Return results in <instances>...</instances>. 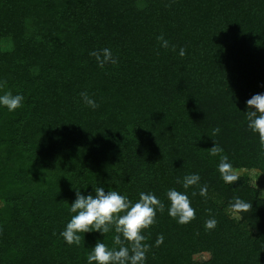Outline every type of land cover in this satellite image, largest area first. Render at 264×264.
<instances>
[{"label":"trees","instance_id":"1","mask_svg":"<svg viewBox=\"0 0 264 264\" xmlns=\"http://www.w3.org/2000/svg\"><path fill=\"white\" fill-rule=\"evenodd\" d=\"M104 48L117 63L102 69L89 53ZM0 81V95L24 97L0 105V264H87L97 241L118 250L114 227L80 233L79 246L60 235L76 189L95 187L163 202L142 232L145 264H264V199L246 177L225 183L208 151L264 172L246 119V101L264 94V0H0ZM190 174L199 185L184 189ZM173 188L195 209L188 224L168 215ZM234 197L252 209L232 212Z\"/></svg>","mask_w":264,"mask_h":264},{"label":"clouds","instance_id":"2","mask_svg":"<svg viewBox=\"0 0 264 264\" xmlns=\"http://www.w3.org/2000/svg\"><path fill=\"white\" fill-rule=\"evenodd\" d=\"M158 42L164 48L169 47V43L163 35L157 37ZM176 46H172L175 51ZM186 54L185 48L181 47L179 55L183 57ZM90 56L95 57L100 68L106 64L115 65L117 59L113 57L109 48L99 51H92ZM7 81H0V88L5 87ZM84 103L95 109L98 107L96 102L88 96L87 92L80 93ZM24 100L23 95H13L10 91L0 95V105L6 106L8 111H15L22 107ZM248 111L246 119L248 127L259 135V141L264 147V94H255L246 101ZM221 129L216 127L212 135L219 134ZM209 154L213 157L219 156L218 165L219 173L223 181L227 184H234L240 177L234 171L233 165L229 162L227 155H224V149L215 143L208 149ZM200 176L198 174L186 175L182 184L184 189L190 186L199 185ZM177 183H181L180 180ZM95 196L89 194L84 196L80 190L76 189V199L71 203L70 212L74 213L70 221L66 224L65 229L60 233L66 243L79 246L81 242L80 233L91 231L107 234L113 227L116 235L113 238L114 245L119 246L109 249L108 246L97 241L92 251L87 255V264H145L146 253L150 250L151 245L145 241L148 239L142 232L156 223L157 210L163 213L164 204L152 193H139V201L133 203L127 196L119 194L115 190H109L107 193L103 187H95ZM170 201L168 215L181 225L188 224L196 218L195 209L191 206V201L185 193L176 189H169L166 193ZM197 195L196 192L192 193ZM199 195L207 198L208 186L205 184L200 187ZM230 208L234 213H245L252 209L251 202H245L239 197H234ZM211 212V210H209ZM217 226V220L212 218L205 221V229L213 230ZM123 238V239H122ZM164 242V236L161 234L155 241L156 247Z\"/></svg>","mask_w":264,"mask_h":264},{"label":"rangeland","instance_id":"3","mask_svg":"<svg viewBox=\"0 0 264 264\" xmlns=\"http://www.w3.org/2000/svg\"><path fill=\"white\" fill-rule=\"evenodd\" d=\"M239 176L246 177L249 181V184L258 190L261 198L264 199V172H260L255 169H237L234 170ZM229 216L234 215L233 213H228ZM196 261L205 260L207 258V254H201L193 257Z\"/></svg>","mask_w":264,"mask_h":264}]
</instances>
